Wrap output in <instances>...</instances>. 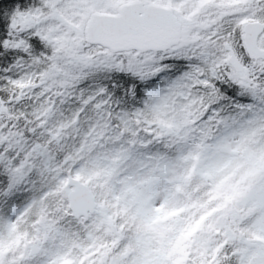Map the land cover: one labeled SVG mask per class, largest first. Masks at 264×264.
I'll return each mask as SVG.
<instances>
[{"label":"snow or ice","instance_id":"6c2138e0","mask_svg":"<svg viewBox=\"0 0 264 264\" xmlns=\"http://www.w3.org/2000/svg\"><path fill=\"white\" fill-rule=\"evenodd\" d=\"M0 264H264V0H0Z\"/></svg>","mask_w":264,"mask_h":264}]
</instances>
